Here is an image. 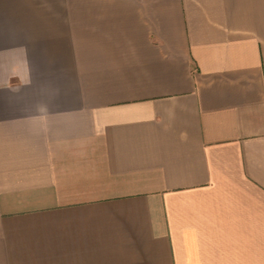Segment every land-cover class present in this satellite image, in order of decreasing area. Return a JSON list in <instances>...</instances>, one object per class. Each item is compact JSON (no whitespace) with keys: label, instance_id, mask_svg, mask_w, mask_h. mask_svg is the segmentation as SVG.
<instances>
[{"label":"crops","instance_id":"1","mask_svg":"<svg viewBox=\"0 0 264 264\" xmlns=\"http://www.w3.org/2000/svg\"><path fill=\"white\" fill-rule=\"evenodd\" d=\"M0 264H264V0H0Z\"/></svg>","mask_w":264,"mask_h":264}]
</instances>
